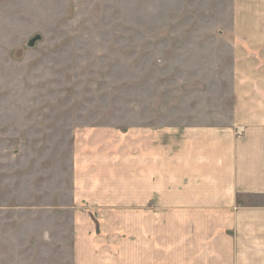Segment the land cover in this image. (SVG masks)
<instances>
[{"label":"rangeland","instance_id":"obj_1","mask_svg":"<svg viewBox=\"0 0 264 264\" xmlns=\"http://www.w3.org/2000/svg\"><path fill=\"white\" fill-rule=\"evenodd\" d=\"M46 9L40 31L0 46V264H25L19 244L35 245L45 231L71 244L75 213L83 231L99 226L79 201L91 175L78 169L89 157L77 158L84 131L230 125L234 100L264 99V0H71ZM128 237L122 254L86 256L147 264ZM41 249L58 251L29 252ZM155 257L168 264L166 246Z\"/></svg>","mask_w":264,"mask_h":264},{"label":"crops","instance_id":"obj_2","mask_svg":"<svg viewBox=\"0 0 264 264\" xmlns=\"http://www.w3.org/2000/svg\"><path fill=\"white\" fill-rule=\"evenodd\" d=\"M70 1L0 0V46L40 31L47 2ZM80 135L77 158L89 157L78 169L93 175L79 201L87 202V217L99 226L83 231L75 213L71 244L45 231L35 245L19 244L22 263L103 264L87 252L122 254L134 234L135 255L147 264H159L160 245L168 264H264V99L234 100L230 125H143ZM128 218L136 219L134 226ZM20 237L27 239L25 232ZM39 246L57 249L56 256L41 249L34 258L29 251ZM65 249L72 256L65 257Z\"/></svg>","mask_w":264,"mask_h":264},{"label":"water","instance_id":"obj_3","mask_svg":"<svg viewBox=\"0 0 264 264\" xmlns=\"http://www.w3.org/2000/svg\"><path fill=\"white\" fill-rule=\"evenodd\" d=\"M38 40H40V37H36L35 39H33L31 42H30V45H34Z\"/></svg>","mask_w":264,"mask_h":264}]
</instances>
